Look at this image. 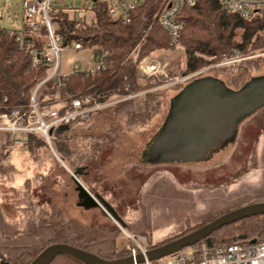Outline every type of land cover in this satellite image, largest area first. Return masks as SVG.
<instances>
[{"label": "rangeland", "instance_id": "374dc122", "mask_svg": "<svg viewBox=\"0 0 264 264\" xmlns=\"http://www.w3.org/2000/svg\"><path fill=\"white\" fill-rule=\"evenodd\" d=\"M92 1L65 0V3L81 8ZM23 4L24 0H0L4 13L0 24L13 29L16 19L23 18ZM260 54L263 55L261 60L258 59ZM195 56L211 60V56L200 53ZM60 58L61 71L67 73L74 71L75 63L86 66L87 59L94 61L90 49L75 50L69 45L63 46ZM134 58L137 59V80L157 81V85L128 93L143 92L137 99L132 97L117 102L132 100L140 111L147 94L156 91L160 95V105L155 115L137 125L126 127L122 121L114 122L107 110L89 122V131L103 136L106 143L96 153L95 166L90 168L86 183L89 191L102 201L106 212L99 206H89L81 197L69 172L72 170L57 155L50 141L52 158L46 161L45 168L32 166L25 146L9 151L0 164V208L9 225L25 230L29 223H37L50 205H55L64 219H73L81 225L118 227L116 246L127 250V246L134 244L127 233L142 236L138 221L145 212L149 215L151 241L160 244L237 207L264 201V106L244 119L230 136L222 128H210V143L218 138L225 140L220 141L204 160L160 164L148 161L152 156L150 145L168 114L170 98L188 80L207 73L223 81L225 88H238L251 77L264 74V52L236 58L228 65L212 62L189 73L181 72L187 56L180 42L141 58L136 46L126 57L132 61ZM143 58L149 62L160 61L161 69L156 75L145 77L141 74L138 61ZM248 58L255 62L244 63ZM183 77L187 78L176 80ZM126 95L113 94L112 97L116 100ZM261 98L264 99V94ZM205 146L203 144L202 148ZM13 167L17 171H12ZM37 170L43 172V176H36ZM25 243L20 240V244ZM190 248L184 249L189 252ZM158 263L165 264V261L161 259Z\"/></svg>", "mask_w": 264, "mask_h": 264}, {"label": "trees", "instance_id": "16d2710c", "mask_svg": "<svg viewBox=\"0 0 264 264\" xmlns=\"http://www.w3.org/2000/svg\"><path fill=\"white\" fill-rule=\"evenodd\" d=\"M165 2V0H146L132 11L131 21L122 24L107 13L106 0H99L95 5L97 25L75 28L67 13L62 11V8L67 5L65 0H52V7L58 9L52 19L55 31L64 43L75 39L84 49H90L93 53L108 50L109 55L106 58L105 68L92 75L82 72L69 73L63 80V84L59 86L55 80L44 83L37 94L39 108L41 110L56 109L58 113L63 114L72 110L70 97L90 95L91 103H103L109 101L113 94L125 95L157 85V81H138L136 63L126 57L136 46H138L139 58L173 46L170 44L167 31L157 20ZM179 19L184 23L179 42L187 56L185 65L181 69L182 73L199 70L207 64L217 63L237 52L240 57L264 52V18L243 20L237 15L227 13L218 0H197L195 5L182 8ZM195 53L211 56V60L195 56ZM259 56L258 59L261 60L263 55ZM244 61L247 64L255 62L249 58ZM46 73L45 67H31L28 52L24 49L18 50L14 38L5 31L0 32V92L7 96L6 109L0 108V111H10L14 108L26 111L33 87L46 76ZM209 76L214 77L207 73L197 74L181 89L193 80ZM259 76L262 77L264 74L253 77ZM253 77L238 88L227 87L233 91H239ZM221 82L224 84L223 81ZM159 105L160 95L156 91L147 94L140 111L136 110L132 100L112 103L93 112L88 119H76L67 125L55 128L50 137L51 146L88 188L86 178L90 168L95 166L96 153L104 148L106 143L103 136L89 131L88 125L93 117L107 110L114 122L122 121L124 126L128 127L150 119L157 113ZM250 115L240 118L237 121V127ZM167 116L150 148L156 143L160 131L165 127ZM0 137L1 164L9 154L11 136L7 132H0ZM25 148L34 168H45L46 161L52 158L48 142L37 132L27 133ZM12 171L17 170L13 167ZM35 173L36 176H43V172L38 170ZM211 220L164 240L160 244L189 233ZM138 225L150 247L160 245L152 244L148 213H143ZM119 233L120 229L116 226L110 228L98 225L84 226L73 219H64L62 211L55 205H50L37 223H29L25 230H18L7 223L0 208V264H30L42 250L54 243L68 244L108 260L124 258L129 255V251L116 246L115 239ZM208 238L213 247L229 244L242 238L263 239L264 214L224 225L213 231ZM20 240L26 243L20 244ZM205 244L206 241L203 239L190 247L200 248ZM49 264L84 263L69 254L62 253Z\"/></svg>", "mask_w": 264, "mask_h": 264}, {"label": "built area", "instance_id": "2783aa9c", "mask_svg": "<svg viewBox=\"0 0 264 264\" xmlns=\"http://www.w3.org/2000/svg\"><path fill=\"white\" fill-rule=\"evenodd\" d=\"M99 0H93L86 7H70L68 4L62 8L67 13L68 18L73 22L75 28L81 26H96L97 15L95 5ZM146 0H106L107 13L116 21L127 24L131 21V13L140 7ZM165 6L159 12L157 20L161 27L169 35L170 44L175 46L179 43L181 33L184 29V23L179 19V14L183 7L195 5L197 0H165ZM52 0H24V12L21 21L16 19L13 29L5 28L0 24V32L5 31L14 38L18 50H26L30 57L31 67L42 66L46 68V76L39 80L33 87L30 95V101L26 111L14 108L10 111H0V132H7L11 136L10 149L25 146L26 135L29 132L41 134L50 144L48 132L60 125H67L76 119H88L89 116L104 107L119 100L143 95V92L127 94L121 99L114 100L113 97L107 102L91 103L90 95L82 97H70L72 110L60 114L56 109L39 108L37 94L41 86L50 80H55L57 86L63 84V80L69 73L82 72L86 75H92L97 71L103 70L106 64V58L109 55L108 50H101L93 53L94 61L87 59L86 66H80L75 63L73 72L64 73L61 71L60 53L65 45H69L75 50L84 49L82 44L75 39L63 42L61 36L55 31L53 17L57 13V8L52 7ZM225 11L237 15L243 20L264 18V0H218ZM4 17L2 8H0V19ZM10 20V16L7 17ZM236 58H240L239 53L234 56L224 58L216 65H225L233 63ZM235 59V60H234ZM133 62H137L134 58ZM141 74L145 77H152L161 69L160 61H147L142 59L138 61ZM215 65V64H214ZM165 76V77H164ZM164 78L167 75L164 73ZM163 78V79H164ZM183 77L180 80H185ZM143 97H141L142 99ZM140 99V100H141ZM139 101V100H138ZM7 96L0 92V108L6 109ZM51 145V144H50ZM128 238L133 241L132 246H127L128 256L135 257L138 254L142 256L138 261L134 259L131 264H159L163 259L165 264H264V238L263 239H238L229 244L213 245L208 247L206 244L200 248H190L178 250L155 260H149L146 252L152 248L148 245L145 236L136 237L128 234ZM153 244V243H152ZM126 256V257H128Z\"/></svg>", "mask_w": 264, "mask_h": 264}, {"label": "water", "instance_id": "95a60500", "mask_svg": "<svg viewBox=\"0 0 264 264\" xmlns=\"http://www.w3.org/2000/svg\"><path fill=\"white\" fill-rule=\"evenodd\" d=\"M263 94L264 76L253 77L239 91L225 88L221 81L211 76L193 80L171 99L166 125L160 131L156 143L151 146L152 156L148 158V161L179 163L206 159L208 154L218 147L220 141L225 140L223 137L210 143L209 129L219 127L230 136L236 130L237 121L240 118L252 114L264 104V99L261 98ZM51 134L52 129L48 132V135ZM203 144L207 146L202 148ZM69 172L81 197L85 198L88 205L99 206L106 212L101 204L102 201L100 202L89 191L75 172L70 170ZM107 209L109 210L108 207ZM260 214H264V201L237 207L189 233L150 248L146 252V257L149 260H155L203 239L206 245L211 247L212 242L208 237L213 231L224 225ZM62 253L69 254L84 264H131L134 259L138 261L142 256L138 254L135 257L108 260L68 244L54 243L42 250L30 264H49Z\"/></svg>", "mask_w": 264, "mask_h": 264}, {"label": "crops", "instance_id": "0c3cea01", "mask_svg": "<svg viewBox=\"0 0 264 264\" xmlns=\"http://www.w3.org/2000/svg\"><path fill=\"white\" fill-rule=\"evenodd\" d=\"M64 73H66V72H64ZM15 149H17V148H15ZM15 149H10L9 151H10V152H11V151L14 152V151H16ZM13 152H12V153H13ZM152 243H153V242H152ZM153 244H155V243H153Z\"/></svg>", "mask_w": 264, "mask_h": 264}, {"label": "flooded vegetation", "instance_id": "af4514ba", "mask_svg": "<svg viewBox=\"0 0 264 264\" xmlns=\"http://www.w3.org/2000/svg\"><path fill=\"white\" fill-rule=\"evenodd\" d=\"M194 138H195V136H194ZM220 144V143H219Z\"/></svg>", "mask_w": 264, "mask_h": 264}]
</instances>
